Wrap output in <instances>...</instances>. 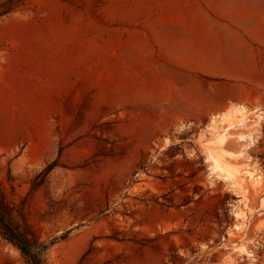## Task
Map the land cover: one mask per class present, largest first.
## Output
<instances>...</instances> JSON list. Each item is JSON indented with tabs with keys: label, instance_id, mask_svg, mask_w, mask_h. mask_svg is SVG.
Here are the masks:
<instances>
[{
	"label": "rangeland",
	"instance_id": "374dc122",
	"mask_svg": "<svg viewBox=\"0 0 264 264\" xmlns=\"http://www.w3.org/2000/svg\"><path fill=\"white\" fill-rule=\"evenodd\" d=\"M224 133L238 190L206 161ZM0 182L41 241L66 235L47 264H264V0L13 5ZM0 264L26 263L0 238Z\"/></svg>",
	"mask_w": 264,
	"mask_h": 264
},
{
	"label": "trees",
	"instance_id": "16d2710c",
	"mask_svg": "<svg viewBox=\"0 0 264 264\" xmlns=\"http://www.w3.org/2000/svg\"><path fill=\"white\" fill-rule=\"evenodd\" d=\"M23 0H7L4 11L7 13L12 6ZM66 235L53 238L48 243L40 240L27 222L23 213L6 196L0 182V238L17 248L26 264H47L46 251Z\"/></svg>",
	"mask_w": 264,
	"mask_h": 264
},
{
	"label": "bare ground",
	"instance_id": "6f19581e",
	"mask_svg": "<svg viewBox=\"0 0 264 264\" xmlns=\"http://www.w3.org/2000/svg\"><path fill=\"white\" fill-rule=\"evenodd\" d=\"M233 113H232V115L229 114L230 115L229 118L228 117H226V119L223 118L224 119L223 122L227 123L226 129L229 128L230 126H232L233 124H238L244 120L242 113L238 114L239 112H236L235 114H238V115H234ZM226 114H228V112ZM223 122H221V123H223ZM216 137H217V139L214 138V140L216 139V141H214L216 146L215 147L208 146V148H206V151H205L206 161L209 163L210 170H211V173L213 175H216L217 177L226 181V183L228 182L230 185L235 186L238 190V189H240V186H241V180H239V177L237 176L236 170L232 167V165L230 166V164L225 161V159L223 158V154H222L223 151L221 152V150H220L221 144L223 143L224 139L226 138V135L224 133V134H220ZM241 138H243V137L241 136ZM215 144H212V145H215ZM253 173L250 171H246L245 172L246 176H244V179L249 180V181H251V180L255 181V179H258V178H255V175ZM241 214L243 215V213H241ZM243 220H244V218H243ZM236 228H239V226L236 225ZM244 247L245 246L242 245L238 249L240 251H243V250L245 251Z\"/></svg>",
	"mask_w": 264,
	"mask_h": 264
}]
</instances>
